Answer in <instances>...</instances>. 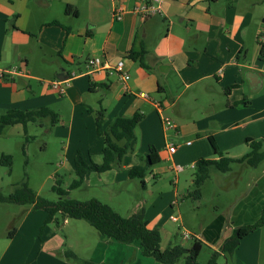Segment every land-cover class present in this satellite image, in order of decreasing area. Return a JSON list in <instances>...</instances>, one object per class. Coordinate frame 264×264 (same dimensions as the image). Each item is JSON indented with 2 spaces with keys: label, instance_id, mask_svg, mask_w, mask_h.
I'll use <instances>...</instances> for the list:
<instances>
[{
  "label": "crops",
  "instance_id": "crops-1",
  "mask_svg": "<svg viewBox=\"0 0 264 264\" xmlns=\"http://www.w3.org/2000/svg\"><path fill=\"white\" fill-rule=\"evenodd\" d=\"M145 3L0 0V73L8 69L19 72L0 75V114L46 109L56 121L51 125L45 118L41 124L31 122L25 128L21 124L7 127L0 135V159L11 156L12 166L13 150L20 140L34 142L41 133L48 137L41 150L56 142L58 154L63 153L60 164L71 161L73 171L77 152L87 165L100 163L104 143L96 133L97 111H104L102 129L116 118L138 114L141 120L134 129V153L125 155L118 168L109 172L88 170L83 185L98 189L105 201L91 199L119 211L115 207L123 208V197L118 196L116 186L134 182L128 178L129 170L138 163V155H146L154 147L160 161L144 178L140 205H128L126 211L132 215L143 210L147 228L157 231L172 222L171 208L178 207V193L188 197L198 159H240L257 141L264 150V0H161L155 13L135 11ZM115 9L121 11L119 20L113 16ZM132 50L145 52L143 65L128 58ZM92 59H100L111 68L93 70L88 66ZM118 61L123 62V71L129 76L126 82L113 69ZM59 76L68 79L58 81ZM161 117L170 120L173 128H164ZM33 124L39 128L31 136ZM210 138L220 155L214 154ZM170 144L176 147L174 153L168 151ZM11 166H5L9 175ZM176 168L181 170L175 172ZM52 174L49 177L60 181L57 172ZM166 184L173 190H162ZM123 188L126 193L127 188ZM167 194L168 198H161ZM147 200L151 207L146 210L142 204ZM234 200L227 212L200 228L196 237L203 247L219 252L237 228L260 218L264 173L252 178L247 190ZM177 217L176 225L181 227ZM45 218L43 210L28 208L4 245L0 264H25L32 259L39 264H66L47 255L60 251L64 243L44 225ZM67 224L64 220L63 225ZM167 229L165 232L173 233ZM261 230L242 238L235 251L254 242ZM94 236L91 250L86 251L87 261L158 264L143 256L137 244ZM174 245L185 248V241L168 248Z\"/></svg>",
  "mask_w": 264,
  "mask_h": 264
},
{
  "label": "rangeland",
  "instance_id": "rangeland-1",
  "mask_svg": "<svg viewBox=\"0 0 264 264\" xmlns=\"http://www.w3.org/2000/svg\"><path fill=\"white\" fill-rule=\"evenodd\" d=\"M95 116V114H94ZM38 125H30V135L36 134L38 131ZM48 137L43 134H36V140L25 144V138L20 140L18 147L13 150L11 174L7 173V168L0 165V192L4 195L10 194L15 185L22 182L27 183V187L34 193L49 202L57 200L58 196L52 191L53 186L56 184L58 177L53 178L50 174L57 172L60 176L59 186L61 189L66 190L70 183L75 178L71 161L68 163L60 164V160L63 159V153H59V145L55 142L53 145H48L46 150H41V147L48 143ZM25 145V154L22 153V147ZM58 155H57V154ZM258 154V153H257ZM257 156V155H256ZM60 157V159H59ZM231 170L228 173H220L214 169L211 170L209 178L201 185L200 193L201 197L190 198L183 197L181 192L177 196V208L172 207L171 213L174 216H179L181 219V227H178L176 223L167 222L163 229H158L160 234V248L166 250L172 243L179 244L185 241V248H191L194 239L183 240L181 232L187 231L193 236H196L200 232V228H206L207 225L218 214H223L228 211L229 203L237 200L239 195H242L247 190V183L264 173V159L256 167H251L247 163L242 165L231 164ZM188 171V170H187ZM190 171V169H189ZM53 175V174H52ZM173 178V177H172ZM174 179V178H173ZM131 184H120L116 186V190L120 197H123V208L115 207L114 203H108L114 206L119 211H116L122 217H129L126 208L130 206H139V199L142 194L140 193V184L137 180H131ZM138 185L135 187L133 185ZM123 187L127 188V192H124ZM173 186L166 184L162 190L172 191ZM193 190V186H190V191ZM99 190L94 187L84 188V185L76 190L70 192V197L79 201L85 202L93 197H98L100 200L104 198L99 197L97 194ZM164 193V192H162ZM140 196V197H139ZM145 196V195H144ZM168 198V194L161 198ZM130 199V200H127ZM151 201H145L142 206H145L146 210L151 207ZM147 204V205H146ZM110 206V205H109ZM111 207V206H110ZM28 205L18 204H0V253L9 239V235L13 228L18 226L22 216L25 215L28 210ZM157 208L159 206L157 205ZM178 209V210H177ZM177 210V211H176ZM138 210L135 213H138ZM64 220L68 221L67 227H65ZM178 224V223H177ZM53 232H55L61 239L64 245H61L60 251L47 255L54 259L66 264H77L70 259H66L63 253L66 251H72L77 258L85 259L86 251L88 252L92 248L94 243V235H98L97 232L83 220L63 219L59 214H56L53 221L46 225ZM167 227L172 230L168 233L165 232ZM70 229V231H69ZM94 233V234H92ZM41 234L38 233V236ZM220 249L218 248V251ZM37 254L35 251L34 255ZM212 250L208 247H203L198 258L197 263L205 264L211 257ZM36 256H34L35 258ZM89 259V258H87ZM85 259V260H87ZM246 261V264H264V227L261 233L254 240L250 242V245L242 244L241 247L231 256L217 257V264H241ZM25 264H39L35 263V259L30 260ZM176 264H185V255L182 256Z\"/></svg>",
  "mask_w": 264,
  "mask_h": 264
},
{
  "label": "trees",
  "instance_id": "trees-1",
  "mask_svg": "<svg viewBox=\"0 0 264 264\" xmlns=\"http://www.w3.org/2000/svg\"><path fill=\"white\" fill-rule=\"evenodd\" d=\"M145 1L148 4L150 3L149 0ZM66 12H69L68 8H66ZM144 54L143 50L137 52L132 50L129 51L128 58L136 60L143 65L142 57ZM45 118L50 119L51 125L56 122L52 121L55 116L51 115L46 109L32 112L6 111L0 114V135L4 133L7 127L21 124L25 128L31 122L41 124V121ZM140 120L141 116L138 114L131 118H116L102 129L104 111L98 110L95 116L96 133L102 136L104 143L100 163L87 165L81 153L77 152L74 156L75 178L73 181L66 190L61 189L59 186L60 181L58 180H56V184L52 188V191L58 196L56 201L49 202L39 197L27 187L26 182H22L15 185L14 190L8 195L0 192V204L28 205L33 212L43 210L46 213L44 225L50 224L56 214L61 215L63 219L83 220L106 239L127 245L137 244L143 256L152 258L158 264H176L184 255L185 264H199L197 263V258L204 245L198 239H194L191 248L188 249L180 245H174L166 250H161L160 234L156 230L147 228L143 210L129 217H122L112 207L97 199L79 202L70 198L71 191L82 187L88 170H93L96 173L109 172L118 168L125 155L134 153L136 146L134 129ZM30 139L32 138H28V140ZM210 141L214 154L220 155L211 138ZM250 146V153L240 159L220 158L218 161L198 159L194 166L193 190L187 196L197 199L201 197L200 187L209 178L212 169L220 173H228L231 170V164L235 163H247L251 167H256L264 159V150H262L261 141L253 142ZM22 153L25 154V145L22 147ZM137 160L138 163L129 170L128 178L129 180H137L140 187L144 189V178L150 173L151 168L159 163L160 158L155 148L150 147L149 153L138 155ZM0 163L7 167L11 166V156L1 157ZM263 227L264 211L253 224L237 228L231 237L224 240L219 252L212 251L210 259L205 264H217V257L221 254L225 256L233 255L242 238L255 229ZM15 231L16 228H13L9 238L14 235ZM63 256L77 264H94L77 258L71 251L64 252Z\"/></svg>",
  "mask_w": 264,
  "mask_h": 264
},
{
  "label": "built area",
  "instance_id": "built-area-1",
  "mask_svg": "<svg viewBox=\"0 0 264 264\" xmlns=\"http://www.w3.org/2000/svg\"><path fill=\"white\" fill-rule=\"evenodd\" d=\"M160 1L161 0H153L152 3H149V4L145 3L142 6L137 7L135 9V11L140 13V14H144V15L155 13L158 11ZM113 16L115 19L119 20L121 18V11L115 9ZM88 66L91 67V69H93V70L110 69L111 68L108 63L102 62L100 59L89 60ZM113 69L116 72V74L119 76V78L122 82H126L129 79L128 74L123 71V62L122 61H118ZM18 74H19V72L15 69H8V70L0 73V75H9V76L18 75ZM138 96L140 98L147 99L146 94L139 93ZM161 122H162V125L164 128H173L172 122L170 120H168L167 118L161 117ZM168 151H169V153H174L176 151V147L174 145L170 144L168 146ZM180 170H181V168L174 169L175 172H179ZM171 221L174 223H177L178 217L177 216L171 217ZM181 235H182L183 240L198 239L196 236L191 235L190 233H188L185 230H183L181 232Z\"/></svg>",
  "mask_w": 264,
  "mask_h": 264
},
{
  "label": "water",
  "instance_id": "water-1",
  "mask_svg": "<svg viewBox=\"0 0 264 264\" xmlns=\"http://www.w3.org/2000/svg\"><path fill=\"white\" fill-rule=\"evenodd\" d=\"M66 79H68V76L67 77H65V78H62V77H58V81H63V80H66Z\"/></svg>",
  "mask_w": 264,
  "mask_h": 264
}]
</instances>
